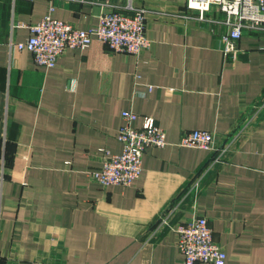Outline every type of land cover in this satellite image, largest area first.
<instances>
[{"label":"crops","instance_id":"1","mask_svg":"<svg viewBox=\"0 0 264 264\" xmlns=\"http://www.w3.org/2000/svg\"><path fill=\"white\" fill-rule=\"evenodd\" d=\"M185 3L113 0L123 13L146 9L149 48L136 56L93 40L46 68L8 42L48 14L92 28L100 7L0 0V264H183L177 233L153 229L166 208L171 226L206 217L224 264H264V31H244L226 56L224 13L199 19ZM126 110L135 127L153 117L167 144L145 150L130 185L101 187L87 171L121 151ZM194 129L219 150L180 146Z\"/></svg>","mask_w":264,"mask_h":264},{"label":"built area","instance_id":"2","mask_svg":"<svg viewBox=\"0 0 264 264\" xmlns=\"http://www.w3.org/2000/svg\"><path fill=\"white\" fill-rule=\"evenodd\" d=\"M69 1L98 5L100 12L96 26L80 29L48 14L35 23L25 25L30 34L24 41L10 40L8 46L29 51L34 64L46 68L55 66L58 58L67 49H84L93 40L102 42L110 52H125L136 56L149 48L150 40L145 34V8H134L132 13L127 14L115 10L113 0ZM213 8L224 13V23L229 28L226 33L220 35L219 40L221 50L226 56L238 55L237 41L244 31H264V0H186L185 3V9L197 12L199 19ZM52 9L53 7H50V10ZM121 118L123 123L117 134V139L122 145L121 151L111 153L104 150L100 165L87 171L88 176L101 187L130 185L141 174L145 150L148 147L161 148L167 144L165 131L155 123L153 117L143 116L139 127L133 126L137 119L134 111H122ZM178 144L208 152L219 150L214 134L207 130L189 131L180 138ZM223 150L221 149L220 155ZM198 184L199 179L192 180L189 189L195 190ZM171 210L166 208L158 216L153 229L158 231L169 227L177 233L176 246L183 256V264H224L226 253L213 239L207 218L193 215L190 219L171 226L168 218Z\"/></svg>","mask_w":264,"mask_h":264}]
</instances>
